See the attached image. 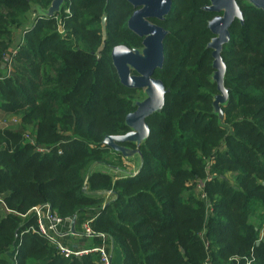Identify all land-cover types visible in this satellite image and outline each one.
Segmentation results:
<instances>
[{
  "label": "trees",
  "instance_id": "obj_1",
  "mask_svg": "<svg viewBox=\"0 0 264 264\" xmlns=\"http://www.w3.org/2000/svg\"><path fill=\"white\" fill-rule=\"evenodd\" d=\"M236 1L243 21L222 46L221 124L206 48L218 13L203 9L209 0H172L162 21L151 19L167 31L153 77L168 91L145 119L138 172L123 176L128 161L101 141L126 133L134 110L137 90L120 83L110 58L113 46H140L126 25L132 5L64 0L60 13L38 17L34 8L51 0H0V111L19 119L0 128V264H98L97 253L63 258L29 230L41 204L73 219L75 232L89 221L104 234L110 264H264V11Z\"/></svg>",
  "mask_w": 264,
  "mask_h": 264
},
{
  "label": "water",
  "instance_id": "obj_2",
  "mask_svg": "<svg viewBox=\"0 0 264 264\" xmlns=\"http://www.w3.org/2000/svg\"><path fill=\"white\" fill-rule=\"evenodd\" d=\"M126 1L133 7L126 25L133 34L141 37V47L113 46L110 58L120 83L130 89L141 90L142 98L131 99L134 110L124 117V124L128 131L120 135H106L101 143L120 154L126 161H133L136 169L126 171L123 176H134L143 161L139 146L149 135L145 119L161 110L164 95L168 91L161 80L153 77L154 70L162 67L164 59L162 41L167 31L153 23L151 19L162 21L171 9L172 0ZM245 1L264 11V0ZM63 3L64 0H51L47 8L42 9L36 6L34 9L38 17H52L61 12ZM203 9L218 13L207 21L206 27L212 33V37L206 44V48L211 50L213 70L210 77L217 90L212 97L211 106L213 113L217 115L218 124H221L223 120L221 106L228 100V90L224 86L225 64L221 57L222 46L229 40L228 28L233 20L238 19L242 23L243 19L236 0H209ZM104 19L102 17V23ZM101 48L102 45L98 51ZM262 184L264 185L263 182Z\"/></svg>",
  "mask_w": 264,
  "mask_h": 264
},
{
  "label": "built area",
  "instance_id": "obj_3",
  "mask_svg": "<svg viewBox=\"0 0 264 264\" xmlns=\"http://www.w3.org/2000/svg\"><path fill=\"white\" fill-rule=\"evenodd\" d=\"M59 31L62 32L60 29ZM14 53L15 51L13 50L10 53H6L3 57V63L7 75L10 74L11 71V63ZM25 138L33 144V141L29 139L28 135L25 134ZM37 150L43 152L46 151L47 148H37ZM197 188L202 192L201 182L197 183ZM104 193L105 197L108 198L110 191H106ZM202 197H204V194H202ZM29 211L34 214L36 220L35 227H31L29 230L44 237L55 247L58 254L63 258L80 259L89 253H97L98 264H110L111 258L109 253L106 251V246L104 243L106 239L105 235L93 231L89 221L82 223L80 232H75L73 229L74 220L71 218L63 219L59 217L54 211L51 210L48 204L34 206ZM19 215L25 216V214ZM263 223L264 219L259 228V236L257 241L264 240ZM90 238H100L101 244L93 247L81 245V243H84L85 239Z\"/></svg>",
  "mask_w": 264,
  "mask_h": 264
},
{
  "label": "rangeland",
  "instance_id": "obj_4",
  "mask_svg": "<svg viewBox=\"0 0 264 264\" xmlns=\"http://www.w3.org/2000/svg\"><path fill=\"white\" fill-rule=\"evenodd\" d=\"M103 24V23H102ZM58 29H60L61 31H63L62 30V26L60 27H58ZM19 37H20V34H19V31H15L14 33H13V38H12V50H14L15 49V45H16V43L18 42V39H19ZM134 96L137 98V99H141V93L140 92H138V93H136V94H134ZM134 97V98H135ZM8 117H4L3 116V113L0 111V128H2V127H5L6 125H9V124H14V123H16L17 121H19V119H18V117L17 116H13V117H9V119L8 120H6ZM30 132V129H27L26 130V135H28V133ZM24 137H25V135H24ZM126 161V160H125ZM128 164H129V169H125V172L126 171H133V170H135L136 168H135V163L132 161H129L128 162ZM124 172V173H125ZM117 173V172H116ZM196 188H197V186H196ZM198 189V188H197ZM199 190V189H198ZM263 225H264V223H263ZM261 234V233H260ZM258 236H259V234H258Z\"/></svg>",
  "mask_w": 264,
  "mask_h": 264
},
{
  "label": "flooded vegetation",
  "instance_id": "obj_5",
  "mask_svg": "<svg viewBox=\"0 0 264 264\" xmlns=\"http://www.w3.org/2000/svg\"><path fill=\"white\" fill-rule=\"evenodd\" d=\"M140 47H141V37H140V46L139 47H136V48H140ZM138 92L142 93L141 90H137V91H135V94L138 93ZM135 98H133V99H135ZM141 98H142V94H141Z\"/></svg>",
  "mask_w": 264,
  "mask_h": 264
}]
</instances>
